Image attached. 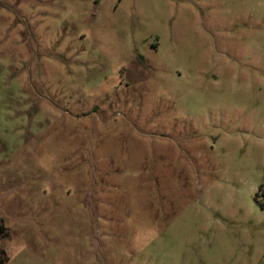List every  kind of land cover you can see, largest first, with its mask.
Masks as SVG:
<instances>
[{
  "label": "rangeland",
  "instance_id": "obj_1",
  "mask_svg": "<svg viewBox=\"0 0 264 264\" xmlns=\"http://www.w3.org/2000/svg\"><path fill=\"white\" fill-rule=\"evenodd\" d=\"M2 264H264V0H0Z\"/></svg>",
  "mask_w": 264,
  "mask_h": 264
},
{
  "label": "trees",
  "instance_id": "obj_2",
  "mask_svg": "<svg viewBox=\"0 0 264 264\" xmlns=\"http://www.w3.org/2000/svg\"><path fill=\"white\" fill-rule=\"evenodd\" d=\"M2 229H3V228H2L1 225H0V234L2 233ZM0 254L3 255L4 253H3V252H0ZM2 263H3V262H2V259H0V264H2Z\"/></svg>",
  "mask_w": 264,
  "mask_h": 264
}]
</instances>
